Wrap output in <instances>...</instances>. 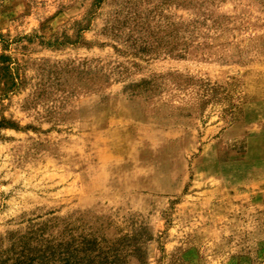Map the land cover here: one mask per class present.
Here are the masks:
<instances>
[{
    "label": "rangeland",
    "instance_id": "obj_1",
    "mask_svg": "<svg viewBox=\"0 0 264 264\" xmlns=\"http://www.w3.org/2000/svg\"><path fill=\"white\" fill-rule=\"evenodd\" d=\"M0 264H264V0H0Z\"/></svg>",
    "mask_w": 264,
    "mask_h": 264
},
{
    "label": "trees",
    "instance_id": "obj_2",
    "mask_svg": "<svg viewBox=\"0 0 264 264\" xmlns=\"http://www.w3.org/2000/svg\"><path fill=\"white\" fill-rule=\"evenodd\" d=\"M21 247H25V246L23 245V246H21ZM26 249H27V248H26ZM26 249H25V250H26Z\"/></svg>",
    "mask_w": 264,
    "mask_h": 264
}]
</instances>
